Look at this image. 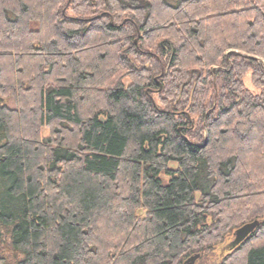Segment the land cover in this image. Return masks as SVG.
I'll list each match as a JSON object with an SVG mask.
<instances>
[{
    "label": "trees",
    "instance_id": "obj_1",
    "mask_svg": "<svg viewBox=\"0 0 264 264\" xmlns=\"http://www.w3.org/2000/svg\"><path fill=\"white\" fill-rule=\"evenodd\" d=\"M257 59L264 0H0V264H183L254 221L218 264H264Z\"/></svg>",
    "mask_w": 264,
    "mask_h": 264
},
{
    "label": "rangeland",
    "instance_id": "obj_2",
    "mask_svg": "<svg viewBox=\"0 0 264 264\" xmlns=\"http://www.w3.org/2000/svg\"><path fill=\"white\" fill-rule=\"evenodd\" d=\"M68 4L69 3H67V6L65 7L66 9H67V7H68ZM125 22H127V21H124L123 23H125ZM42 30V29H41ZM137 41V40H136ZM136 41H135V44H136ZM229 53H234V54H238V55H240V56H242V57H246L244 54H242V53H238L237 51H230ZM257 61H261L263 64H264V62L262 61V60H258L257 59ZM213 71H215V68H214V70ZM161 76H162V73H161ZM160 76V77H161ZM245 80V84H246V88L247 89H249L253 94H258L259 92H257V91H255L253 88H252V86H251V84H250V75L249 74H247L246 76H245V78H244ZM215 100V99H214ZM1 103H3V104H5L6 106H8L10 109H15L16 107H15V103L13 102V100L12 99H10V98H5V97H1L0 96V104ZM214 106H215V101H214V103H213V108H214ZM259 121H260V119H258ZM46 132H43V135L44 136H46ZM205 142L207 141V135H206V132H205ZM204 146V145H203ZM7 239V238H6ZM6 239H5V237H4V241H6ZM7 242V241H6ZM226 244V243H225ZM227 247L226 246H224V244L223 245H220V246H218L217 247V249H216V251L215 252H213L212 254H210V255H208L207 257H204V258H200L199 257V259L196 261V263L195 264H218V261H220V256H222V255H224V254H226L227 252ZM221 253V255H220V253ZM2 255H4V257H6L7 256V254L5 253H2ZM195 255V254H194ZM220 255V256H219ZM191 257V256H190ZM189 258V257H188ZM187 258V259H188ZM7 262H8V264H11V260L9 261V259H7Z\"/></svg>",
    "mask_w": 264,
    "mask_h": 264
},
{
    "label": "water",
    "instance_id": "obj_3",
    "mask_svg": "<svg viewBox=\"0 0 264 264\" xmlns=\"http://www.w3.org/2000/svg\"><path fill=\"white\" fill-rule=\"evenodd\" d=\"M258 226V222L254 221L253 223L244 225L237 229L233 234V240L228 244V249H234L241 242H243ZM200 255L195 254L184 261L183 264H195L199 259Z\"/></svg>",
    "mask_w": 264,
    "mask_h": 264
}]
</instances>
